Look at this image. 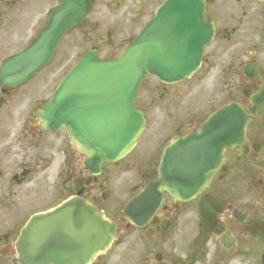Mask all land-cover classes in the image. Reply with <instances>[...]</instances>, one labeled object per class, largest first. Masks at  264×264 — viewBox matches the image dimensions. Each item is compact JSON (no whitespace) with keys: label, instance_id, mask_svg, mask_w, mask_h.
<instances>
[{"label":"flooded vegetation","instance_id":"1","mask_svg":"<svg viewBox=\"0 0 264 264\" xmlns=\"http://www.w3.org/2000/svg\"><path fill=\"white\" fill-rule=\"evenodd\" d=\"M8 1V0H0ZM163 0H120L122 18L124 23L129 19L140 22L153 15L156 7ZM208 16L221 28L222 35L230 40L224 47L222 55L215 54L218 61L217 89L220 94L228 98L227 102L241 103L247 110L252 97L264 85V1L256 0H207ZM237 31L245 33L242 46H238ZM234 38V40H233ZM0 39L6 40L5 37ZM7 42V41H6ZM8 43V42H7ZM93 48L99 49L98 46ZM247 62L256 63L258 71L252 76L245 70ZM254 72V71H253ZM179 91H175L176 97ZM160 113V112H159ZM171 114V112H169ZM159 116H156L158 119ZM173 127L165 134H156L154 141L167 140L173 136L183 134L196 128L200 123L199 116L187 117L180 120L178 116H171ZM34 138L30 139L31 132L25 130L14 135L7 150L10 165L6 173L0 169V264H14V241L29 213L40 209L45 202L42 196L46 179L50 178L52 169L57 168L61 177V165L64 161L68 166V177L63 184L57 186L56 199L80 193L90 200L87 182L77 176V165L72 157L62 153L60 139L53 135H44L37 125H28ZM29 128V130H30ZM25 134V135H24ZM156 155L148 159L152 165ZM93 179V178H92ZM215 181V183H214ZM211 190L212 197L222 203L226 196L229 205L245 206L246 215L242 222H237L233 216L227 214L222 218L225 223L223 230L230 231L235 237V243L230 248L218 249L214 244L209 249V259L199 264H262L261 256L264 250V111L259 115H252L248 124L247 137L240 152L237 148L225 153V160L220 171L215 176ZM241 182L244 189L236 186ZM229 186L232 191L229 192ZM47 193H51L48 187ZM206 195H209L207 193ZM54 197V198H55ZM53 198L47 199L48 201ZM215 200L205 202L214 203ZM98 201V200H97ZM172 200H167L160 211L156 221L153 222L151 231L160 236L162 231L161 220L167 219L174 229L187 230L188 219L182 211V206ZM107 216H113L114 210L101 207ZM221 208H219L220 210ZM206 250H204L205 252ZM238 251L241 253L238 255ZM97 261V260H96ZM171 264H181L182 261L171 258ZM99 264H104L101 261ZM184 264L189 263V258Z\"/></svg>","mask_w":264,"mask_h":264},{"label":"water","instance_id":"2","mask_svg":"<svg viewBox=\"0 0 264 264\" xmlns=\"http://www.w3.org/2000/svg\"><path fill=\"white\" fill-rule=\"evenodd\" d=\"M193 1L195 0H171L166 8H164L163 14L173 15V13H178L173 24H176L180 16L178 31L176 30L177 27L173 26L174 28H172L173 32H178V39L173 35L157 36L155 33H152V35L146 34L136 44V46H139V49L136 48V46L132 48L129 51V55L117 64L119 72L105 70L107 72L122 75L124 91L123 93L112 92V94H114L112 96V101L105 109H101L99 111L100 113L95 117L89 118L81 112L78 114V123L87 125L90 129L82 133L75 131L79 140L74 139V142L78 147L86 150L87 147L84 146L86 143L83 141L87 139L97 140L100 142L101 146V149H98L97 152L100 156L105 155V152H107L108 155L113 154L111 158H116L119 154L131 147L138 136L137 131H135L133 135L131 134L132 128L129 126V121L131 120V112L134 110L133 99L145 73L149 71L163 74L164 70L167 69L165 65L168 66L171 64V61L167 60L170 58V53L173 54L174 48L182 43L185 45L176 52L180 55L194 58L192 70L195 69L198 64L197 60H199L201 56V48L208 40L202 42L199 47H197L198 50L190 51L189 47L194 46L197 41V32H201L190 29L189 22L192 21L190 13L192 14L194 10ZM185 2L190 4L191 10L182 7ZM78 11H80L79 8H76L72 16L62 23V25L64 24L63 26L56 28L55 25L50 28L49 33L51 35L55 32H59V36L55 39L52 49L69 26L78 22ZM71 19H74V21ZM56 20L57 17H55V21ZM55 21L53 24H55ZM152 30L154 31L153 28ZM53 37L54 35L51 39ZM174 41L176 42L172 45ZM140 53H143L141 55L145 57L144 62L141 61V57L137 59ZM87 64H91L90 61L87 62ZM35 69L36 68L25 75L32 74ZM178 78L179 77H176L175 79ZM87 79L89 82H95L97 78L93 77V72L91 71V75L88 73ZM112 88H114V86H112ZM69 105L70 102L69 99H67L63 107L68 109ZM236 113L237 111L233 113L225 110V112L222 113L223 116L221 115L220 117H223L226 121H237L238 115H236ZM135 114L134 110L133 115ZM64 117L70 121L71 114L64 115ZM119 119L123 121L120 124L121 129H118ZM111 120L115 121V126L110 129V132H104L102 128L108 127ZM124 124L125 130L123 131ZM93 125L99 127V129L92 131L91 127ZM232 126L230 130H226L223 122L217 121V118L205 124L200 133L195 134L193 140L190 138L187 142H184L183 147L179 149L181 154L186 156V160L177 161V153L174 152L165 158L166 165L168 166L163 168V177L161 180L150 185L143 195L133 199L128 204L126 213L131 215V212L135 208L142 207L150 213L149 217H151L157 209L161 199L160 192H155L156 196L154 194L156 187H163L165 188L164 190H168L173 195H175L176 192H179L181 195H186L188 190L190 196L195 190L193 188L196 185L202 187L204 185L203 182L195 180L198 179L203 170L206 171V169L209 168L208 162L210 156L217 152L220 144L225 141L224 137L230 134L232 129H238L239 122L237 121L236 124ZM211 136L218 137L209 142V137ZM198 138L200 139L196 141ZM191 140L192 142H190ZM180 144H182V142H178V145ZM195 147H197L195 151H197L196 155L198 156H196V160H192L189 154L194 152L193 149ZM94 153L95 151L91 148L90 154ZM116 153L119 154L114 155ZM176 161L177 164H175ZM188 170L193 171V175H190L191 179H182L183 174ZM135 222L138 223L139 221L135 220ZM112 232L111 226H108L104 221L100 220L87 204L80 200H74L62 206L55 213L35 218L24 229L18 247L20 255L24 257L25 264H83L88 260L90 255L100 251L107 245L112 238ZM37 254L45 257H43L42 260L29 261V259H32L33 255ZM49 255L52 257H49ZM52 258L55 260H52Z\"/></svg>","mask_w":264,"mask_h":264},{"label":"rangeland","instance_id":"3","mask_svg":"<svg viewBox=\"0 0 264 264\" xmlns=\"http://www.w3.org/2000/svg\"><path fill=\"white\" fill-rule=\"evenodd\" d=\"M99 6H95V8H98ZM100 9V8H98ZM98 9H95V11H93L91 13V15L89 16V19L93 20L94 17L95 19L97 20H101L102 17H103V13H102V16L98 13L97 15L96 12ZM99 18V19H98ZM94 19V20H95ZM76 37V36H74ZM71 40V39H68V41ZM67 41V42H68ZM78 43L81 44L82 43V37H79L78 36ZM81 52L80 49H77L75 50L74 52L71 53V55L68 53V54H63L61 57L62 58H58L53 64H51L48 68H46L45 70H43V72L41 74H39V76L37 78L39 79H57L58 76H59V73H58V70L60 69V72H61V75L62 73L64 72V68L62 67V61L66 58V57H71V61L69 63H72L74 62V60L77 59V57L79 56V53ZM58 74V75H57ZM203 76V72H200L198 76H196L195 80H193L191 82V84H195L198 82V80ZM151 88V85L150 83H146L140 90V93H139V102H142L140 98H144V96L149 93V90ZM158 101V100H157ZM152 105H155V102L152 103ZM150 110V109H148ZM133 175L131 174H127L126 176L122 177L124 178L126 181H122V182H119L117 184H115L113 186V189H111V194H110V198L107 200L108 203L110 204H121L122 202H124L128 196H129V189H128V184L126 183L127 181H130L132 182V184H134L133 182H135V178L134 176L132 177ZM133 186V185H132ZM126 236L124 235H120L119 239L118 240H124ZM136 241V238L131 235L129 238H128V242L127 244H133L134 242ZM128 246H125L123 245V248L121 249V251L124 253L125 250L127 249ZM139 254V252L136 250L135 252L132 251L131 253V259H132V262L134 264H139V260L138 258L136 257L137 255Z\"/></svg>","mask_w":264,"mask_h":264}]
</instances>
